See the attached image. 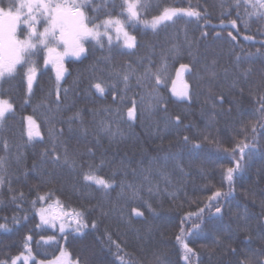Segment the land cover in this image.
<instances>
[{
  "label": "trees",
  "instance_id": "obj_1",
  "mask_svg": "<svg viewBox=\"0 0 264 264\" xmlns=\"http://www.w3.org/2000/svg\"><path fill=\"white\" fill-rule=\"evenodd\" d=\"M112 2L118 5L120 0L108 5L116 15L119 7L112 8ZM148 2L146 19L165 7H191L201 16L174 18L155 31L143 24L129 28L137 39L135 49L115 38L111 51L107 42L103 48L86 44V53L68 62L59 84L51 72L40 70L42 58L31 93L22 75L0 81L3 98L14 104V112L0 123V157L6 158L0 224L7 225L0 229V261L10 264L13 256L25 252L29 236L36 257H53L64 247L80 264H121L119 257L126 264H153L157 257L163 264H240L246 255L264 251V120L257 111V98L264 95V20L246 16L241 8L247 27L237 20L233 28L232 0ZM222 3L231 15L221 16ZM174 46L179 55H173ZM180 64L191 68L183 75L190 99L172 94ZM129 67L136 75L149 67L166 71L159 86L154 80L138 84L134 75L125 89L116 73ZM100 78L108 85L103 95L91 87ZM150 92L160 102L153 100L146 111ZM133 101L136 118L129 120ZM27 115L36 120L40 133L31 141ZM101 120L111 122L113 131L119 129L114 139L98 132ZM241 141L248 148L243 159L239 151L234 158L231 150ZM66 153L74 166L63 163ZM57 155L61 159L54 164ZM236 161L240 168L233 172L230 188L226 170L235 168ZM89 166L111 187L85 181ZM129 185L137 191L135 198ZM218 190L226 195L209 209L208 197ZM48 193L52 199L45 208L60 200L83 212L87 227L76 232L73 225L62 234L59 223L41 224L42 205L33 206V201ZM216 207L222 212L217 214ZM201 208L202 221L195 215ZM55 211L59 209L53 206L48 215ZM181 227L197 254L190 262L176 240ZM50 236L55 241H48Z\"/></svg>",
  "mask_w": 264,
  "mask_h": 264
},
{
  "label": "snow or ice",
  "instance_id": "obj_2",
  "mask_svg": "<svg viewBox=\"0 0 264 264\" xmlns=\"http://www.w3.org/2000/svg\"><path fill=\"white\" fill-rule=\"evenodd\" d=\"M110 0H101L99 4L96 0H0V81L13 78L16 75H22L27 80L28 92L31 93L33 87V81L36 78V73L39 68V60L42 58L45 66L51 64L56 69L57 84L63 78V74L66 71L64 68V58L66 56L81 57L86 53V44L93 43L99 45L101 48L105 46L107 42L108 48L114 47L113 40L117 42L122 41L123 46L128 49H135L137 47V39L135 35L129 32V28H135L138 24H143L146 28H151L155 31L158 26L165 24L168 21H173L174 18H181L182 16L200 18L199 11L188 8H175L165 7L158 15L152 16L151 20L143 18L146 17L150 4L148 0H120L119 4L112 2V8L119 7V12L113 15L111 11H108V5ZM158 7V6H157ZM221 16L231 15L230 11L224 10V4L221 5ZM228 8L236 11V19L231 20L230 24L233 28L237 26V20H243L245 27H247V20L240 15V9H244V13L248 17L256 16L260 20H264V0H232V3L228 4ZM103 11L104 18L101 19V11ZM251 9L252 11H249ZM91 13V15L89 14ZM223 23V20L221 21ZM229 36L233 40L236 39L232 33ZM23 37V38H21ZM250 39V37H245ZM173 55H179L178 50H175V46L172 50ZM215 63V61H213ZM165 69L153 72L151 68H146L142 75H136V71L129 67L128 70L123 72H117L116 76L122 80L125 89L128 87V82L132 76H136L137 83L140 84L144 80H154L155 85L159 86L162 81V72ZM191 68L188 64H180L177 70V77H180L183 72H190ZM250 71V70H248ZM245 72V77H247ZM215 76V72H212ZM173 93L182 98H189L188 86L185 83L183 88L179 91L175 88V81H173ZM107 82L102 78L91 85L95 90L103 95L107 88ZM264 86V82H262ZM113 87H115L113 85ZM67 90H65V93ZM4 93L0 92V123L7 119V117L14 112L13 101L5 99ZM149 102L145 106L146 111H150L153 107L152 101L156 103L160 102V98L154 93H148ZM115 99V97H114ZM123 99V97L121 98ZM143 99V98H142ZM221 102L223 97H220ZM57 102H59V90L57 91ZM259 105L257 111L260 114V119L264 120V95H260L257 98ZM105 111H109L105 109ZM119 109H117V113ZM77 114V118H78ZM127 116L129 120L136 118L135 101L133 106L128 108ZM176 122H180V117L177 116ZM30 125H35V121L31 116L27 117ZM255 128L253 127V131ZM98 132L104 135L115 138L119 134L117 128L113 131L111 122L101 120L98 122ZM50 130V135H52ZM28 138L31 141L35 136H39L38 126L36 130L30 126L28 130ZM188 138L185 137V140ZM5 150H7V142L4 144ZM248 148V144L241 141L231 150L233 157L235 153L239 151L240 158L243 159L245 155V149ZM60 157L57 155L54 157L53 163H59ZM64 164L75 165V161H70L67 153L64 156ZM6 158L0 157V186L5 183L6 173ZM240 168L239 161H236L235 168L229 167L226 170L225 178L229 181L231 188V181L233 172ZM84 180L94 183L103 189H108L111 184L103 177L96 175V172L89 166V172L84 174ZM132 190L133 198L136 197L137 191L132 185L128 186ZM222 195H226L221 191H216L208 197L209 204L207 207L210 209L214 205L212 201ZM22 196V194H21ZM15 199V197H14ZM52 199L51 193L40 195L37 197V201H33V206L37 202L41 203V207L38 210L40 219L44 224H51L52 227H56L59 223V232L64 234L65 229L73 228V231L79 232L87 225L83 221V212L77 209L67 208L60 200L54 201L53 204L48 205L45 208L43 205ZM59 209L56 215L49 216L48 212L52 207ZM216 213L222 212L220 207H216ZM205 209L201 208L196 213L197 220L203 219V213ZM136 215H142L138 209H133ZM192 214H189V217ZM95 227V224H93ZM6 224H0V229H6ZM200 225L194 224L193 229L199 230ZM187 233L184 228L181 227L180 235L176 237L177 242L184 251V260L191 261L197 254L193 248L189 247L187 242ZM31 236L26 238L25 253L11 258L10 264H18V261L23 259L24 264H29L31 260L35 264V257L32 255V249L28 245L27 241H30ZM48 241H55V236L47 238ZM119 248V245H117ZM235 253V249H232ZM121 264H126L123 257H119ZM0 264H7L5 261H0ZM39 264H44V261H40ZM47 264H80L78 258H72L71 253L65 249H60V256L47 262ZM153 264H163V262L157 257ZM240 264H264V251L255 253L252 256H245L244 260Z\"/></svg>",
  "mask_w": 264,
  "mask_h": 264
},
{
  "label": "rangeland",
  "instance_id": "obj_3",
  "mask_svg": "<svg viewBox=\"0 0 264 264\" xmlns=\"http://www.w3.org/2000/svg\"><path fill=\"white\" fill-rule=\"evenodd\" d=\"M159 14V13H158ZM157 14V15H158ZM151 18L152 17H150V18H148L149 20H151ZM37 74V73H36ZM27 81V80H26ZM186 83V82H185ZM184 83V84H185ZM187 84V83H186ZM184 86V85H183ZM187 86H188V84H187ZM183 88V87H182ZM172 94H173V96H175L176 98H180V99H182V97H179V96H177V95H175L174 93H173V90H172ZM27 117H29V115H27V116H25V126H26V134L28 133V130H29V127L31 126L32 128H33V130L35 131L36 130V126H38V124H37V122H36V120L33 118V121H35V125H30V122L27 120ZM28 136V135H27ZM58 213V211H55L54 213H53V215H56ZM39 218H40V216H39ZM40 223L41 224H44V223H42V221H41V219H40ZM47 225H51V224H47ZM63 249H65L64 247H63ZM66 250V249H65ZM22 253H25V252H22ZM21 253H18L17 255H15V256H13V257H16V256H18V255H20ZM27 253H25V255H26ZM32 255L35 257V264H39V262L40 261H44V264H47V262L48 261H50V260H53V259H55L56 257H58V256H60V251L58 252V253H56L55 255H53V257H50V258H47V259H41V258H38V257H36L33 253H32ZM12 257V258H13ZM11 260V259H10ZM21 262H23V264H24V261H23V259H21L20 261H18V264L19 263H21ZM9 263H10V261H9ZM29 264H33V262L30 260L29 261Z\"/></svg>",
  "mask_w": 264,
  "mask_h": 264
},
{
  "label": "flooded vegetation",
  "instance_id": "obj_4",
  "mask_svg": "<svg viewBox=\"0 0 264 264\" xmlns=\"http://www.w3.org/2000/svg\"><path fill=\"white\" fill-rule=\"evenodd\" d=\"M72 60H75L74 59V56H66L64 58V68L66 69V72H67V64L68 62L72 61ZM40 70H43V71H46L48 70L49 72H51V74L55 75L56 76V69L53 65L49 64L47 66L44 65V63L42 62L41 63V67H40ZM39 71V70H38Z\"/></svg>",
  "mask_w": 264,
  "mask_h": 264
},
{
  "label": "water",
  "instance_id": "obj_5",
  "mask_svg": "<svg viewBox=\"0 0 264 264\" xmlns=\"http://www.w3.org/2000/svg\"><path fill=\"white\" fill-rule=\"evenodd\" d=\"M75 58H77V57H75ZM179 67H180V65L177 67V69L175 71L174 79H173V81H175V88L177 90H180L182 88V86H183V79H182L183 74L184 73H188V72H183L180 77H177V70L179 69ZM173 81H172V86L174 87Z\"/></svg>",
  "mask_w": 264,
  "mask_h": 264
}]
</instances>
